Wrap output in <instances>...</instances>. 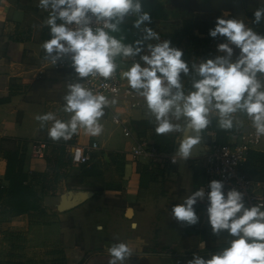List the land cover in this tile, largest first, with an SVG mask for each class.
I'll return each mask as SVG.
<instances>
[{
  "label": "crops",
  "instance_id": "1",
  "mask_svg": "<svg viewBox=\"0 0 264 264\" xmlns=\"http://www.w3.org/2000/svg\"><path fill=\"white\" fill-rule=\"evenodd\" d=\"M240 1V9L236 11L204 10L193 0H144V10L149 12L152 18V23L147 26L159 34L161 41L170 40L172 46L182 51L190 49L187 41L183 40L182 44L178 45L173 34L181 31L187 21H193V30L197 37L208 39L197 49L200 51L196 55L190 53L191 70L193 64L198 65L203 60L219 54L215 44L218 45L224 38H211L208 34L209 29L214 28L217 17L244 19L249 27L264 34V21L259 25L251 23L254 11L258 7H264V0ZM38 4L39 0H0V23L8 34L6 43L9 42V55L6 57L11 55V59L8 58L10 67H15V71L18 72L14 76H23L22 73H27L26 68L35 67V70L39 68L25 62L29 51H34L33 54L36 56L45 42L43 38L41 40L39 38L41 35L38 32L39 28L44 34L50 35V29L45 23L48 16L40 14ZM134 19L135 17L129 16L122 25L126 43H132L141 36V33L132 27ZM210 42L214 44L213 50H203ZM29 43L33 46H28ZM147 43L154 44L157 41H146L145 44ZM143 54H147L146 49ZM136 58V61H132L131 58L118 57L122 62L123 71H127L133 62L143 63L139 56ZM232 59L235 60L236 57ZM19 68L23 71L20 72ZM67 75L71 82L70 74ZM181 79L187 94L191 90L194 76L182 74ZM124 80L128 84V81ZM12 99L15 101L16 98ZM12 99L8 98L5 101L3 99L1 102L5 106H11ZM107 109L113 116L110 121L108 119L99 121L103 125V132L99 136H91L80 128L75 134L76 141L74 144L69 143L68 146L71 151L77 144L87 146L93 141L99 143L100 156L98 158L96 153L99 149L92 151L91 162L101 171V175L89 177L93 185L74 190L69 184L70 181L64 180L55 195H42L40 204L45 212L37 210L19 215L2 214L0 205V238L3 244L10 248L9 251L17 247L22 250L24 247L29 252L45 253L46 256L42 255V258L48 257L46 259L48 264H109L111 257L108 249L115 243L124 242L133 253L124 264H187L193 259L194 254L203 256L202 253L209 245V238L223 243L232 239L229 236L226 238L212 234L208 216L204 217V212L202 211L203 216L199 212L200 208L201 210L203 208L202 200L194 205L199 222L183 228V241L170 245L162 238L163 234L158 235V231L176 221L171 215L172 207L183 203L187 196L203 187L205 155L210 150L212 141L217 139L215 130L208 128L203 130L202 143L194 146L191 156L187 160L176 157L174 163L173 157L176 155L180 140L183 139L182 133H166L174 137V142L166 150L161 151L150 138L152 132L147 133V138H142L135 130L134 121L145 119L151 120L155 129V118L150 113L144 115L141 110L133 109L124 110L117 115L112 108ZM172 119L173 123H179ZM236 121L239 119L235 118L234 124ZM182 123L180 120V124ZM25 125V121L20 123V133L13 125L8 129H0V138L11 137L20 148L26 150L25 171L31 174L45 173L47 169L45 157L33 158L30 154L31 142L40 138H26V128L25 130L23 128ZM124 127L128 128L131 136L125 134ZM121 128L126 139H122L116 133ZM32 133L31 131L30 134ZM188 134L191 135L190 132ZM30 139L33 140L28 143ZM142 139H147L150 144L155 145L158 154L135 157L134 149ZM255 150L264 153V141ZM111 156L116 159H112ZM6 168L7 161L0 154V190L8 185L5 180ZM254 181L260 190H264V181L255 179ZM36 187L40 195L41 185ZM71 191L79 203L69 210L58 211L61 196ZM201 242L206 244L204 248H200ZM223 243L216 246L226 245ZM55 248H59L64 259L55 258L53 254L56 252Z\"/></svg>",
  "mask_w": 264,
  "mask_h": 264
},
{
  "label": "clouds",
  "instance_id": "2",
  "mask_svg": "<svg viewBox=\"0 0 264 264\" xmlns=\"http://www.w3.org/2000/svg\"><path fill=\"white\" fill-rule=\"evenodd\" d=\"M41 9H50L45 21L51 38L42 47L45 58L53 65L65 56L78 81L68 84L63 97L64 111L70 119L63 121L52 112L38 115L41 128H48L53 141H67L83 128L91 136H99L103 125L99 122L105 108L115 104L102 94L79 82L80 78L99 76L105 81L117 70L116 59L140 57L122 76L136 93L143 97L151 116L155 118L158 135L178 132L183 134L176 157L187 160L194 146L202 143V132L211 123L210 115L218 117L223 130L239 129L242 122L234 124V114L245 113L251 120L256 136H264V34L249 27L244 19L217 17L211 38L222 37L214 58L203 60L192 68L199 77L192 81L191 90L185 93L182 74L190 72L189 63L182 59L181 49L170 40H160L159 34L148 24L149 12L144 10V0H39ZM135 19L132 27L141 33L140 38L126 43L122 25L127 17ZM59 21V23H58ZM264 21V7L253 13L252 24ZM146 41H157L147 43ZM234 46V47H233ZM147 50V54H143ZM234 49L239 55L233 60ZM107 86V85H105ZM174 118L185 123H173ZM191 133L189 135L188 133ZM209 191L197 189L183 203L171 209L172 217L182 225L193 226L199 222L194 205L207 198L208 224L214 236L226 232L228 246L206 259L194 254L187 264H264V204L246 206L244 193L232 188L225 192L221 180H212ZM206 244L201 242L200 248ZM109 264H124L131 258L132 249L127 243L113 244L108 249Z\"/></svg>",
  "mask_w": 264,
  "mask_h": 264
},
{
  "label": "rangeland",
  "instance_id": "3",
  "mask_svg": "<svg viewBox=\"0 0 264 264\" xmlns=\"http://www.w3.org/2000/svg\"><path fill=\"white\" fill-rule=\"evenodd\" d=\"M192 1V0H191ZM195 4L197 2L193 0ZM39 5V4H38ZM39 7V6H38ZM40 14L49 16V13L45 12L44 9H41L39 7ZM186 24V23H185ZM31 26V24H30ZM29 26V27H30ZM33 28V26H32ZM39 28L38 32H40V40L41 38L44 39V41L51 38V36L47 33L44 34V32L40 31ZM39 34V33H38ZM8 38V34L4 30V26L0 23V129L3 130L5 128H9L12 125L15 126V130L20 133V123L26 122V125L23 127L24 130L26 128V138L31 137H37L40 139H45L49 143H70L74 140L76 141V135H73L70 140H59V141H53L49 138L48 135V128L51 127L52 122H47L46 126L44 128H41L40 121L36 119L38 115L46 114L48 112H52L56 115L58 119H61L63 121H68L70 119V113H67L64 111V105L65 101L63 97L68 92V84L71 83L70 79L67 74L63 72H56L51 70H46L45 74H37V69L35 70V67L26 68L25 71L27 73H22L23 76H14L16 72L15 67H10L9 59L6 57L5 54V46H6V40ZM36 41V40H35ZM225 42V41H221ZM30 47L33 45L29 43ZM214 44L213 42H210L203 50H213ZM215 47L217 48V44H215ZM234 47V46H233ZM198 52L200 50H197ZM197 52V53H198ZM34 51H29L27 57L25 58V62L29 64H34L36 66L44 65L46 62V54L45 51L41 45V48L39 49V52L35 56ZM191 54L195 55L196 51H191ZM219 55H224V53H219ZM239 55V50L234 49V55L233 58L237 57ZM195 61V60H194ZM19 71L22 72L19 68ZM264 80V77H259ZM12 99L16 98L15 101L12 99V105L11 106H5L3 105V99ZM124 109H123V108ZM112 110L118 115L122 111H130L133 109L130 108L129 104L127 102L122 101H116L115 104L112 105ZM105 114L103 117L100 118V120L108 119L111 120V111L107 108L104 110ZM235 118H238L240 122H242L243 126L246 125H252L251 120L247 117L245 113L238 112L234 114ZM182 124L185 123L184 118L181 119ZM180 123V121H179ZM114 128L116 126L114 125ZM33 132L30 134V132ZM117 135L119 137H122V139H126L121 130L116 131ZM203 138V135H202ZM33 139H30L28 141L31 142ZM264 139L260 144H262ZM74 144V143H73ZM259 144V145H260ZM98 153L97 157L100 156V149L96 152ZM97 158V159H98ZM78 167H73L71 170L72 174L78 175ZM193 172V171H192ZM194 173H192L193 175ZM258 180H262L264 178V171H261L255 175ZM90 179V178H89ZM92 181V180H90ZM71 187L74 190L80 189V188H86L87 185H81V184H73ZM264 191L263 189H261ZM52 208H55V206H52ZM203 208L201 210L200 208V215L203 216ZM55 212V211H54ZM77 214V213H76ZM163 215V214H162ZM205 217V215H204ZM163 221V220H162ZM167 221V219H166ZM165 221V222H166ZM161 222V221H160ZM162 223V222H161ZM160 224V223H159ZM183 228H186L185 225H182L181 223H178L177 221H174L171 226L167 224L166 228H162L161 231H158V235L163 234V237L167 244H179L181 241H183ZM211 232V231H210ZM157 233V232H155ZM221 237H228V234L226 232H222L220 234ZM2 238H0V264H48L46 259L42 258V255H45V253H37V252H29L24 247L22 250L17 248H13L9 251L10 248L5 246L3 242L1 241ZM213 238H209L208 242L209 245H207L205 251L202 253V257L208 259L211 257L212 254L221 251L222 249L226 248L228 246V242L223 241H216L212 240ZM179 240V241H175ZM216 241V242H215ZM228 241V240H226ZM177 242V243H176ZM225 244L224 246H216L218 244ZM52 248V247H51ZM56 252L53 254L55 255V258H61L62 253L59 252V248H55ZM51 251V249H50ZM50 254V253H49ZM51 257V255H50Z\"/></svg>",
  "mask_w": 264,
  "mask_h": 264
},
{
  "label": "trees",
  "instance_id": "4",
  "mask_svg": "<svg viewBox=\"0 0 264 264\" xmlns=\"http://www.w3.org/2000/svg\"><path fill=\"white\" fill-rule=\"evenodd\" d=\"M173 38H175V42L178 45L182 44L183 40L187 41L186 44L189 45L190 49L187 48V50L183 51L184 56L182 59L188 63L191 51H196L197 53V49L202 46V43L208 41V39H201L194 34L193 21H187L181 31L173 34ZM8 44L9 42L6 43V55L8 54ZM8 58L11 59V55ZM188 76H194V80L199 78L193 68L190 70ZM210 119L211 123L207 128L215 130L217 133L216 140L219 143H229L231 138L238 134L240 130L236 127L231 130H223L218 126V117L212 116ZM151 122L149 119L134 121L138 136L147 138V133L152 132L150 138L155 141L154 144L161 151L166 150L173 144L174 137L166 134L158 135ZM73 143L74 140L70 142V144ZM68 146L69 143H54L52 145L49 143L45 155L47 162L45 173L35 172L31 174L25 171L26 150L20 148L11 137L0 138V154L7 161L5 180L8 183L7 186L2 187L0 190L2 214L19 215L37 210L45 212L40 204L42 195H55L59 185L64 180H69L70 186L76 183L87 186L93 185L89 177L100 176L101 171L90 161L88 164L78 166V175L72 174L71 170L75 166L71 162ZM111 158L116 159L114 156H111ZM244 170L248 176L258 180L255 175L264 171V153L257 150L251 151ZM262 181H264V178ZM37 185H41L40 195L37 191Z\"/></svg>",
  "mask_w": 264,
  "mask_h": 264
},
{
  "label": "built area",
  "instance_id": "5",
  "mask_svg": "<svg viewBox=\"0 0 264 264\" xmlns=\"http://www.w3.org/2000/svg\"><path fill=\"white\" fill-rule=\"evenodd\" d=\"M50 13V9L45 10ZM59 23V21H58ZM136 61L137 58H131ZM117 70L112 78L105 81L104 78L89 76L80 78L79 82L85 87L92 89L94 93L104 95L111 100L127 102L131 109H139L144 115H149L146 103L143 97L139 96L135 90L131 89L125 82L122 76V62L117 58ZM46 70L63 72L70 74L71 82L78 81L77 74L71 67L69 56H65L61 61L53 65L50 60H46L43 66L37 69V74H45ZM107 85V86H105ZM113 104L108 108L111 109ZM216 116L215 113L210 117ZM125 126V125H124ZM238 134L233 136L229 143H219L216 139L210 144V150L205 155L204 166V184L203 189L207 193L209 191L208 184L212 180H221L225 184V192L232 188L243 192L245 204L251 207L256 204H264V191L260 190L254 179L247 175L244 168L251 151L255 150L262 142L264 136H256L255 129L252 125H246L239 128ZM126 135L131 136V132L127 127H124ZM49 143L46 140H34L30 144V154L33 158H44L48 150ZM100 149L97 141H93L89 145L77 144L71 148L70 157L74 166L88 164L91 159L92 151ZM158 154V149L155 145L150 144L147 139H142L138 142L134 149L135 157L139 156H154ZM204 215H207V198L202 200Z\"/></svg>",
  "mask_w": 264,
  "mask_h": 264
},
{
  "label": "water",
  "instance_id": "6",
  "mask_svg": "<svg viewBox=\"0 0 264 264\" xmlns=\"http://www.w3.org/2000/svg\"><path fill=\"white\" fill-rule=\"evenodd\" d=\"M197 5L204 10L215 9V10H223V9H235L239 11L241 6L240 0H195ZM79 203L78 198L73 195L72 191L63 194L61 196V201L57 207L58 211L63 212L71 209Z\"/></svg>",
  "mask_w": 264,
  "mask_h": 264
}]
</instances>
